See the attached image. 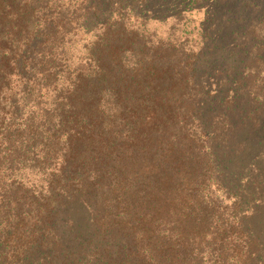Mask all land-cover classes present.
I'll use <instances>...</instances> for the list:
<instances>
[{
	"label": "trees",
	"instance_id": "trees-1",
	"mask_svg": "<svg viewBox=\"0 0 264 264\" xmlns=\"http://www.w3.org/2000/svg\"><path fill=\"white\" fill-rule=\"evenodd\" d=\"M263 151L264 0H0V264H264Z\"/></svg>",
	"mask_w": 264,
	"mask_h": 264
},
{
	"label": "rangeland",
	"instance_id": "rangeland-1",
	"mask_svg": "<svg viewBox=\"0 0 264 264\" xmlns=\"http://www.w3.org/2000/svg\"><path fill=\"white\" fill-rule=\"evenodd\" d=\"M199 12H195L197 15L195 17L196 19V23L198 21V24L203 16V11L202 10H198ZM176 18H169L167 22H159L157 20H153L148 22V28L150 29V31L154 34V36H160L162 35V33L167 32L172 25H174L176 23ZM197 24V25H198ZM190 37H193V35H191ZM191 45L194 44V41L190 42ZM264 152V151H263ZM262 164L264 166V159L261 158ZM255 177V174H254Z\"/></svg>",
	"mask_w": 264,
	"mask_h": 264
}]
</instances>
